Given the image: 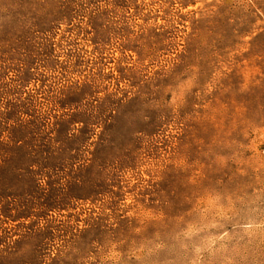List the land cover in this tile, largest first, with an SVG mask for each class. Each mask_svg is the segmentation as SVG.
<instances>
[{"label":"rangeland","instance_id":"374dc122","mask_svg":"<svg viewBox=\"0 0 264 264\" xmlns=\"http://www.w3.org/2000/svg\"><path fill=\"white\" fill-rule=\"evenodd\" d=\"M0 264H264V0H0Z\"/></svg>","mask_w":264,"mask_h":264}]
</instances>
